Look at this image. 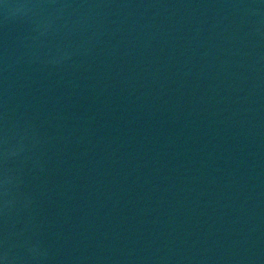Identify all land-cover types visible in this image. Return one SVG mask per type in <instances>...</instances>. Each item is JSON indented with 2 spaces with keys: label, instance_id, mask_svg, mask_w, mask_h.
I'll list each match as a JSON object with an SVG mask.
<instances>
[{
  "label": "water",
  "instance_id": "1",
  "mask_svg": "<svg viewBox=\"0 0 264 264\" xmlns=\"http://www.w3.org/2000/svg\"><path fill=\"white\" fill-rule=\"evenodd\" d=\"M0 264H264V0H0Z\"/></svg>",
  "mask_w": 264,
  "mask_h": 264
}]
</instances>
